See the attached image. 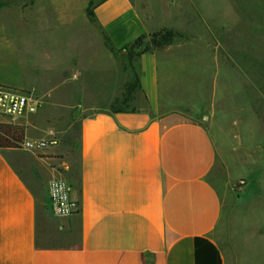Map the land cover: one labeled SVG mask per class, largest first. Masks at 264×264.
I'll use <instances>...</instances> for the list:
<instances>
[{
	"label": "crops",
	"instance_id": "obj_1",
	"mask_svg": "<svg viewBox=\"0 0 264 264\" xmlns=\"http://www.w3.org/2000/svg\"><path fill=\"white\" fill-rule=\"evenodd\" d=\"M93 19L86 22L100 28V49L82 31L77 44L85 49L70 44L58 63L37 45L41 65L31 41L27 65L16 46L10 62L0 61L1 83L34 89L43 100L36 112L12 118L24 138L55 135L54 123L72 114L78 120L72 144L57 138L37 153L0 148V264H227L215 238L226 205L215 179L224 178L229 196L228 178L209 125L196 118L204 108L188 96L198 73L171 45L142 53L140 90L127 110L113 112L128 78L103 33L119 49L170 25L143 16L132 0H103ZM52 178L70 184L73 214H53Z\"/></svg>",
	"mask_w": 264,
	"mask_h": 264
},
{
	"label": "rangeland",
	"instance_id": "obj_2",
	"mask_svg": "<svg viewBox=\"0 0 264 264\" xmlns=\"http://www.w3.org/2000/svg\"><path fill=\"white\" fill-rule=\"evenodd\" d=\"M101 1L0 0V61L10 62V50L16 46L19 60L27 65L25 53L29 47L34 57H42V65L44 56L35 54L39 45L49 53L51 63H58L62 56L67 57L70 44L85 49L84 42L77 44L82 31L85 36L91 35L100 49L101 39L95 30L100 28L88 24L86 17L90 18ZM132 2L143 16L170 25L155 31L165 28L175 32L168 45L187 57L181 63L201 79L189 83L188 96L195 109L204 108L196 118L209 125L228 178L229 196L224 178L215 179L226 203L215 238L227 264H264V0ZM30 41L32 44L26 47ZM88 51L96 55L95 49ZM113 53L129 78L126 51L114 48ZM97 58L103 60L101 55ZM133 65L138 70L137 58ZM24 75L30 78V73ZM0 122L22 125L5 117H0ZM66 122L54 123L58 130L54 133L59 141L72 144L77 139V116L72 114ZM62 128L64 137L59 132Z\"/></svg>",
	"mask_w": 264,
	"mask_h": 264
},
{
	"label": "built area",
	"instance_id": "obj_3",
	"mask_svg": "<svg viewBox=\"0 0 264 264\" xmlns=\"http://www.w3.org/2000/svg\"><path fill=\"white\" fill-rule=\"evenodd\" d=\"M42 98L34 89H25L0 82V117L14 118L36 112ZM58 143L55 135L45 138H23L17 147L27 151H40ZM48 200L56 216H69L76 211V202L71 198L70 184L62 178H52L48 183Z\"/></svg>",
	"mask_w": 264,
	"mask_h": 264
},
{
	"label": "trees",
	"instance_id": "obj_4",
	"mask_svg": "<svg viewBox=\"0 0 264 264\" xmlns=\"http://www.w3.org/2000/svg\"><path fill=\"white\" fill-rule=\"evenodd\" d=\"M93 21V14L89 18ZM106 46L113 51L114 47L110 42L109 37L103 33ZM148 37V41L146 38ZM175 37V32L171 29H160L158 31L143 33L137 36L134 40L126 43L121 47L127 53V68L130 69L131 75L124 84V90L121 97L117 98L111 106L113 112H122L128 109L129 103L135 93L140 90V70L134 68V58L139 60L142 53L164 47L170 44ZM24 138V126L13 125L0 122V148L16 147L17 143Z\"/></svg>",
	"mask_w": 264,
	"mask_h": 264
}]
</instances>
